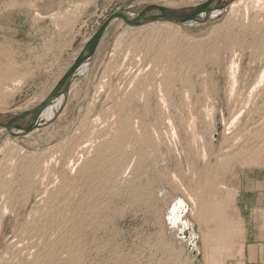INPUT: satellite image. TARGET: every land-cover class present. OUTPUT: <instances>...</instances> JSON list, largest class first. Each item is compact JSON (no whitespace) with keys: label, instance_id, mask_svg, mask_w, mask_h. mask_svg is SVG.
Listing matches in <instances>:
<instances>
[{"label":"rangeland","instance_id":"obj_1","mask_svg":"<svg viewBox=\"0 0 264 264\" xmlns=\"http://www.w3.org/2000/svg\"><path fill=\"white\" fill-rule=\"evenodd\" d=\"M205 1L0 0V112L36 106L117 9ZM233 3L200 25L116 21L50 132L0 129V264H194L165 222L176 196L199 223L253 190L264 221V0Z\"/></svg>","mask_w":264,"mask_h":264},{"label":"water","instance_id":"obj_2","mask_svg":"<svg viewBox=\"0 0 264 264\" xmlns=\"http://www.w3.org/2000/svg\"><path fill=\"white\" fill-rule=\"evenodd\" d=\"M233 1L207 0L204 3L183 8L145 4L117 9L103 21L85 42L71 66L41 102L24 111L0 112V129L5 130L12 138L20 139L54 123L67 103L73 82L85 75L106 31L116 21H122L130 28H139L155 23H167L176 26L206 24L226 11ZM49 112H52L51 116H48ZM191 232L192 226L189 225L182 233L178 234V237L185 242L189 239ZM196 242V239L191 240L187 245L188 252H191L196 258L194 264H198L199 260V253L195 249Z\"/></svg>","mask_w":264,"mask_h":264},{"label":"crops","instance_id":"obj_3","mask_svg":"<svg viewBox=\"0 0 264 264\" xmlns=\"http://www.w3.org/2000/svg\"><path fill=\"white\" fill-rule=\"evenodd\" d=\"M75 35L77 34H74V36ZM54 36L56 37V35ZM85 42H81L80 47L76 49L75 57L71 59L67 67L63 69L57 80L71 66ZM101 45L102 40L97 51ZM52 51L61 53L62 49H58L57 44H55ZM68 51L74 52V49L72 48ZM97 51L92 63L88 67L89 69L94 65ZM89 69L87 70L89 71ZM75 84L76 81H74L71 86L67 103L57 120L64 115L68 108V104L77 95ZM48 93L39 102H41ZM55 122L21 139H30L40 131L46 134L48 131L50 132ZM176 197L178 198V196ZM248 197H250V200L247 199ZM253 197V190L238 189L233 199V208L225 217H223L222 211H220L221 213H218V211L215 213L210 210V212L208 211L209 213L203 215L199 223H196L190 222L187 218V214L185 215V219L191 223L194 234L197 236L196 245L197 252L199 253L198 264H264V221L255 220V204ZM172 200L167 208H169ZM183 200L187 203L188 211H190L189 202L185 199ZM191 202L194 203L192 199Z\"/></svg>","mask_w":264,"mask_h":264},{"label":"bare ground","instance_id":"obj_4","mask_svg":"<svg viewBox=\"0 0 264 264\" xmlns=\"http://www.w3.org/2000/svg\"><path fill=\"white\" fill-rule=\"evenodd\" d=\"M233 4L234 3H232L229 6V9L233 7ZM163 24H166V23H163ZM51 115H52V112H49L48 116H51ZM187 212H188L187 203L179 197L178 198L176 197L172 200L169 208L166 211V214H165L166 225L168 226L170 230L174 231L175 236L178 239H179L178 234L182 233L186 228L189 227V225H191V223L185 219V215L187 214ZM195 239L197 240V236L194 234V230L192 227V232L190 233L189 239L185 242L181 239L180 240L186 243V249H187V245L191 242V240H195ZM195 249L197 251V245H195ZM193 257L195 258V256Z\"/></svg>","mask_w":264,"mask_h":264}]
</instances>
